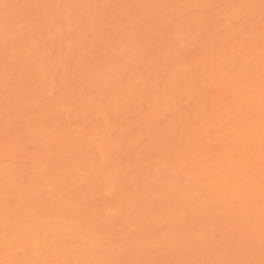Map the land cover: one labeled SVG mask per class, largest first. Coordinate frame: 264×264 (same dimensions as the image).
Masks as SVG:
<instances>
[{"label": "bare ground", "instance_id": "6f19581e", "mask_svg": "<svg viewBox=\"0 0 264 264\" xmlns=\"http://www.w3.org/2000/svg\"><path fill=\"white\" fill-rule=\"evenodd\" d=\"M0 264H264V0H0Z\"/></svg>", "mask_w": 264, "mask_h": 264}]
</instances>
